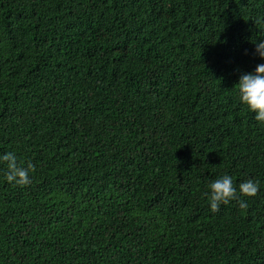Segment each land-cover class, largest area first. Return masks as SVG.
<instances>
[{
  "label": "trees",
  "instance_id": "trees-1",
  "mask_svg": "<svg viewBox=\"0 0 264 264\" xmlns=\"http://www.w3.org/2000/svg\"><path fill=\"white\" fill-rule=\"evenodd\" d=\"M264 0H0V264H264ZM255 197L210 209L223 175Z\"/></svg>",
  "mask_w": 264,
  "mask_h": 264
},
{
  "label": "clouds",
  "instance_id": "clouds-1",
  "mask_svg": "<svg viewBox=\"0 0 264 264\" xmlns=\"http://www.w3.org/2000/svg\"><path fill=\"white\" fill-rule=\"evenodd\" d=\"M255 51L261 59H264V39L255 42ZM239 93V101L246 109L255 114V120L264 124V64L256 66L255 73L242 74L238 84L234 86ZM0 163L4 164V177L9 183L18 186H27L31 183L30 172L35 171L34 165L28 161L19 162L13 152L0 155ZM260 190L259 182L247 179L239 184L238 190L234 186L233 179L225 174L213 180L204 193L213 213L220 210L221 205H227L236 200L241 209L247 204L240 197H255Z\"/></svg>",
  "mask_w": 264,
  "mask_h": 264
}]
</instances>
